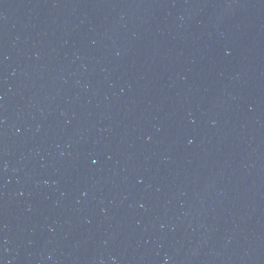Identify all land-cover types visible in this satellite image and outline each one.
<instances>
[{
	"label": "water",
	"instance_id": "1",
	"mask_svg": "<svg viewBox=\"0 0 264 264\" xmlns=\"http://www.w3.org/2000/svg\"><path fill=\"white\" fill-rule=\"evenodd\" d=\"M0 264H264V0H0Z\"/></svg>",
	"mask_w": 264,
	"mask_h": 264
}]
</instances>
